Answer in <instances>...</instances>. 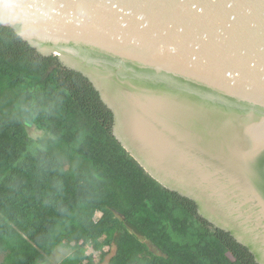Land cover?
<instances>
[{
	"label": "water",
	"instance_id": "1",
	"mask_svg": "<svg viewBox=\"0 0 264 264\" xmlns=\"http://www.w3.org/2000/svg\"><path fill=\"white\" fill-rule=\"evenodd\" d=\"M0 24L86 76L124 148L264 264V0H0Z\"/></svg>",
	"mask_w": 264,
	"mask_h": 264
},
{
	"label": "trees",
	"instance_id": "2",
	"mask_svg": "<svg viewBox=\"0 0 264 264\" xmlns=\"http://www.w3.org/2000/svg\"><path fill=\"white\" fill-rule=\"evenodd\" d=\"M113 124L86 76L0 24L1 264H40L58 247L72 249L62 264H103L112 248L107 264H259L153 178Z\"/></svg>",
	"mask_w": 264,
	"mask_h": 264
},
{
	"label": "rangeland",
	"instance_id": "3",
	"mask_svg": "<svg viewBox=\"0 0 264 264\" xmlns=\"http://www.w3.org/2000/svg\"><path fill=\"white\" fill-rule=\"evenodd\" d=\"M26 129L27 132L29 134V136L33 139H39L41 137H44L46 135L45 132L37 129V127L35 125H28L26 124ZM96 248H94L93 246H88L87 247V251L90 254H97V250H95ZM72 253V249L70 248H62V247H58L54 253L50 256H48L46 258L45 261L41 262L40 264H62V262L68 257L70 256V254ZM114 253V248L111 249V253L108 255V257L106 258V261L103 264H107L109 258L112 256V254ZM4 256L1 255L0 256V264L3 261Z\"/></svg>",
	"mask_w": 264,
	"mask_h": 264
},
{
	"label": "bare ground",
	"instance_id": "4",
	"mask_svg": "<svg viewBox=\"0 0 264 264\" xmlns=\"http://www.w3.org/2000/svg\"><path fill=\"white\" fill-rule=\"evenodd\" d=\"M122 63H123V62H122ZM120 71H121V73H123L125 70H124V69H123V70L121 69ZM133 86H134V84H133ZM133 93H134V92H133ZM133 93H132V94H133ZM134 94H135V96H136V93H134ZM136 97H137V96H136Z\"/></svg>",
	"mask_w": 264,
	"mask_h": 264
}]
</instances>
